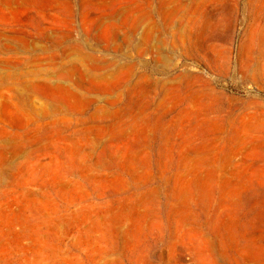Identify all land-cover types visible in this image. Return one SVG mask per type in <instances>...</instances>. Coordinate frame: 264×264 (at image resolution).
I'll return each mask as SVG.
<instances>
[{
	"label": "rangeland",
	"instance_id": "rangeland-1",
	"mask_svg": "<svg viewBox=\"0 0 264 264\" xmlns=\"http://www.w3.org/2000/svg\"><path fill=\"white\" fill-rule=\"evenodd\" d=\"M0 264H264V0H0Z\"/></svg>",
	"mask_w": 264,
	"mask_h": 264
}]
</instances>
